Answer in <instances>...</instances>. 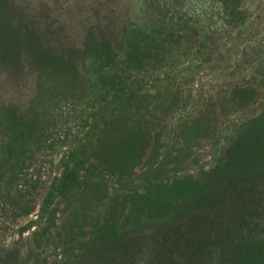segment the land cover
<instances>
[{"label":"trees","instance_id":"1","mask_svg":"<svg viewBox=\"0 0 264 264\" xmlns=\"http://www.w3.org/2000/svg\"><path fill=\"white\" fill-rule=\"evenodd\" d=\"M0 199V264H264V0H0Z\"/></svg>","mask_w":264,"mask_h":264},{"label":"rangeland","instance_id":"2","mask_svg":"<svg viewBox=\"0 0 264 264\" xmlns=\"http://www.w3.org/2000/svg\"><path fill=\"white\" fill-rule=\"evenodd\" d=\"M206 82L207 79H204ZM209 82V81H207ZM209 84V83H208ZM207 84V87H208ZM215 93V91H213ZM193 99V98H192ZM192 102V100H190ZM190 102V103H191ZM193 104V103H192ZM71 125V124H70ZM58 156L54 153H45L40 155L34 162V166L26 172V192L27 198L33 200L36 203H39L41 194L45 183L53 176L55 172V164L57 162ZM197 165H206L208 163V156L205 152H200L197 156ZM9 204L0 199V245H5L8 247L12 246L14 240H17V235L15 234L16 227L11 219ZM37 210V209H36ZM35 212L30 215L28 218L20 219L18 224H24L29 219H34ZM32 230V229H31ZM27 232L24 234V237L27 236ZM48 256L50 262L53 260L54 256L50 251L45 253V256Z\"/></svg>","mask_w":264,"mask_h":264}]
</instances>
